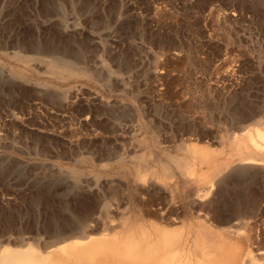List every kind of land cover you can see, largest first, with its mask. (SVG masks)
<instances>
[{"label":"rangeland","instance_id":"374dc122","mask_svg":"<svg viewBox=\"0 0 264 264\" xmlns=\"http://www.w3.org/2000/svg\"><path fill=\"white\" fill-rule=\"evenodd\" d=\"M260 126L264 0H0V241L101 200L123 215L141 165L198 145L237 164ZM67 178L99 182L66 200ZM178 209L171 228L188 232Z\"/></svg>","mask_w":264,"mask_h":264},{"label":"bare ground","instance_id":"6f19581e","mask_svg":"<svg viewBox=\"0 0 264 264\" xmlns=\"http://www.w3.org/2000/svg\"><path fill=\"white\" fill-rule=\"evenodd\" d=\"M198 146L189 149L197 156L193 160L170 157L167 163L141 165L131 189L127 182L121 188L127 199L123 215L118 214L123 209L119 205L102 207L98 193L101 208L96 201V209L85 208L61 229L55 225L54 233L42 237L22 231L11 239L8 232L10 237L2 236L0 241V264H264V128L255 127L241 136L233 152L239 157L237 164L218 163L214 151ZM70 179L61 185L66 200L67 193L89 190L98 180ZM179 207L191 218L192 223L181 216L192 226L188 232L171 228L182 220L174 216Z\"/></svg>","mask_w":264,"mask_h":264}]
</instances>
